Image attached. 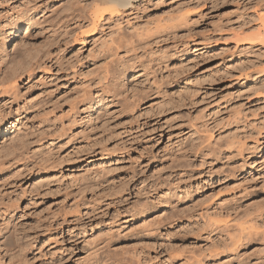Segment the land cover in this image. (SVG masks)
<instances>
[{
    "label": "clouds",
    "instance_id": "9594fccd",
    "mask_svg": "<svg viewBox=\"0 0 264 264\" xmlns=\"http://www.w3.org/2000/svg\"><path fill=\"white\" fill-rule=\"evenodd\" d=\"M262 14L0 0V264H264Z\"/></svg>",
    "mask_w": 264,
    "mask_h": 264
},
{
    "label": "rangeland",
    "instance_id": "374dc122",
    "mask_svg": "<svg viewBox=\"0 0 264 264\" xmlns=\"http://www.w3.org/2000/svg\"><path fill=\"white\" fill-rule=\"evenodd\" d=\"M227 7H228V6H226V9H227ZM226 9H222V10H220V11H224V10H226ZM195 15H198V13L194 12V13H193V16H195ZM262 15H264V14H262ZM257 31H258V30H257ZM257 31H255V32H243V33H238L237 36H236L235 38H233V40H232L231 42H228V43H217V44H215V45H212L211 49H212V50H215V49H223V48L232 47V46H234V45L237 43V41H239V40H243V41H245V42H251L249 39H250L252 36H254V35L257 33ZM81 37H82L83 39H85V40H87V39L89 38V33L87 32V30H85V32L81 34ZM259 42H260V41H255V42L252 41L251 43L254 44V45H256V46H258V45H259ZM78 43H79V38H78V41H77V45H78ZM77 45H73V47H75V46H77ZM240 46L243 47L244 45L241 44ZM196 47H201V46H200V45H196ZM218 62H219V61H216V60L211 61L210 64H208V65H203L202 68L210 67L212 64H216V63H218ZM244 75H245L244 73L237 74V78H238V79H243ZM224 83H225V84H230L231 81H225ZM219 86H220V87H223L224 85L222 84V85H219ZM235 88H239V85H235L233 89H229V90L231 91V90H234ZM62 91H63V90H62ZM252 102L254 103L255 101H252ZM67 107H68V106L66 105V106H65V110H67ZM57 115H59V113H57ZM177 131H179V130H177ZM66 151H67V150H66ZM253 159H255V157H253ZM250 163H251V161H250ZM72 166H73L72 164L66 165V167H72ZM253 171H254V170H253ZM52 174H53V173H48V174H45V175H52ZM120 175H123V173H120ZM229 186H231V183H229ZM45 199L48 200V201H51V200H53V199H62V197H56V198L47 197V198H45ZM221 199H223V197H221ZM70 202H71V201H70ZM41 207H43V205H42ZM69 219H71V217H69ZM29 220H31V218H29ZM145 222H147V221H145ZM177 224H178V225H181V224H185V225H186V224H188V221H187V220L178 221ZM66 227H67V226H66ZM61 231H62V230H61ZM49 235H50V236H53L54 234L50 233ZM41 239H43V238H41ZM196 239H198V237L195 236V235L187 236V237H177V238L173 241V243H174V244L181 245L182 247H183V246H190V245H187V242L190 241V240H196ZM181 240L184 241V244H181ZM145 242H147V243H156L157 241H155V239H153V240H149V241H145ZM161 242H162V241H161ZM153 254L155 255V253H153ZM70 264H71V262H70ZM174 264H181V261H180V260H176V261L174 262Z\"/></svg>",
    "mask_w": 264,
    "mask_h": 264
},
{
    "label": "bare ground",
    "instance_id": "6f19581e",
    "mask_svg": "<svg viewBox=\"0 0 264 264\" xmlns=\"http://www.w3.org/2000/svg\"><path fill=\"white\" fill-rule=\"evenodd\" d=\"M251 42L264 41V31L258 30L257 33L249 39ZM212 46H210L211 48Z\"/></svg>",
    "mask_w": 264,
    "mask_h": 264
}]
</instances>
